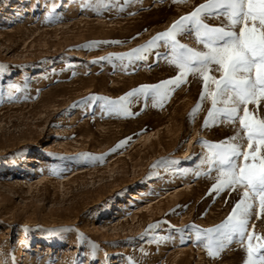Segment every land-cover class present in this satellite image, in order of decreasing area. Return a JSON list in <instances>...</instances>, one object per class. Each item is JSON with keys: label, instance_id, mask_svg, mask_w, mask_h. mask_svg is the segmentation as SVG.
Returning <instances> with one entry per match:
<instances>
[{"label": "rangeland", "instance_id": "1", "mask_svg": "<svg viewBox=\"0 0 264 264\" xmlns=\"http://www.w3.org/2000/svg\"><path fill=\"white\" fill-rule=\"evenodd\" d=\"M90 2L0 0V65L7 66L0 74V264H49L52 258L71 264L77 257L83 264H105V254L108 264H128L127 257L136 264H243L240 244L212 259L194 234L182 243L175 231L193 223L213 227L239 199L236 192L207 195L213 181L194 175L207 169L200 166L207 149L198 141L233 134L225 125L202 128L211 99L190 119L199 81L189 76L162 107H153L151 98L147 107L142 98L135 100L133 116L106 113L101 102L91 108L79 104L93 94L117 100L140 85L175 76L177 69L157 63L155 52L126 68L127 61L115 57L145 44L205 0H121L122 11L98 12L82 7ZM53 3L60 19L48 22ZM179 39L200 47L190 36ZM98 41L122 43L85 47ZM110 54L111 61L99 59ZM82 154L104 159L88 162ZM162 158L178 163L154 169ZM157 221L168 222L155 230L163 239L142 237ZM251 224L250 231L264 236V220L253 216ZM78 233L98 245L94 259Z\"/></svg>", "mask_w": 264, "mask_h": 264}, {"label": "snow or ice", "instance_id": "2", "mask_svg": "<svg viewBox=\"0 0 264 264\" xmlns=\"http://www.w3.org/2000/svg\"><path fill=\"white\" fill-rule=\"evenodd\" d=\"M125 2L138 3L139 0ZM172 3L182 4L187 3V0H172ZM56 7L53 3L45 17L46 21L55 22L60 19L54 15ZM82 7H91L97 12L110 7L123 10L121 0H94L82 3ZM181 36L194 38L196 45L200 47L182 43L179 39ZM102 43L122 42L98 41L85 47L92 48ZM161 48L167 51L160 52ZM153 52L157 63L164 60L177 69V74L156 84L133 88L117 100L93 94L83 98L79 104L91 108L101 102L100 107L106 113L133 116L138 115L130 110V105L135 100L142 98L147 107V101L151 98L153 107H162L171 93L190 82L189 76L199 81L201 92L197 104L189 114L190 119L194 120L203 101L211 99V107L207 110L202 128L225 125L233 129V134L216 142L203 139L198 141L207 149L200 158V166L206 165L207 169L196 171L194 175L213 181L207 195L215 194L214 198H219L225 192L229 196L236 192L239 199L233 203L227 217L213 227L201 228L194 223L186 229H175L171 224L168 226L180 233L182 243L186 239H192L187 233L194 234L195 242L207 250L209 258H222V254L237 243L246 253L243 264H264V236L250 231L255 228L251 224L253 216L264 220V0H205L145 44L118 54L115 58L127 61V64L122 65L126 68L136 61H147ZM99 59L111 61L113 56L110 54ZM6 71L7 66L0 65V74ZM10 88L20 91L15 85H10ZM12 98L11 95L8 96V99ZM125 143L126 141H122L116 147ZM80 158L88 162L104 159L103 156L95 157L90 154H82ZM176 163L178 162L162 158L153 168L159 166L168 170L167 166ZM55 171L53 169L54 173ZM151 175L159 173L153 172ZM257 201L259 212L255 211ZM167 223L157 221L150 224L141 236L153 235L154 239H163L155 236V230ZM49 231L50 234H55ZM85 241L91 250L90 258L94 259L98 245L88 240L83 233H78V242L83 244ZM126 259L128 264H136L133 257ZM12 264H16L15 259ZM49 264H56L55 259H50ZM71 264H83V260L77 257ZM105 264H108L107 254Z\"/></svg>", "mask_w": 264, "mask_h": 264}, {"label": "bare ground", "instance_id": "3", "mask_svg": "<svg viewBox=\"0 0 264 264\" xmlns=\"http://www.w3.org/2000/svg\"><path fill=\"white\" fill-rule=\"evenodd\" d=\"M146 201L148 202V201H150V199H147ZM139 206H140V204H139ZM62 235H63L62 233H59V234H58V237H60V236H62Z\"/></svg>", "mask_w": 264, "mask_h": 264}]
</instances>
